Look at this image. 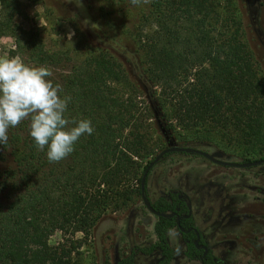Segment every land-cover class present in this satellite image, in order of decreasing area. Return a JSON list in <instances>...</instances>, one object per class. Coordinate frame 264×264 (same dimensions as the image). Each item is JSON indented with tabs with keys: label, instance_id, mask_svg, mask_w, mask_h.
Segmentation results:
<instances>
[{
	"label": "trees",
	"instance_id": "1",
	"mask_svg": "<svg viewBox=\"0 0 264 264\" xmlns=\"http://www.w3.org/2000/svg\"><path fill=\"white\" fill-rule=\"evenodd\" d=\"M2 1L13 15L19 0ZM142 21L141 30L151 25L131 53L115 44L135 76L109 52L99 51L87 53L60 80L50 77L70 98L66 117L89 119L94 129L79 138L72 153L51 162L29 134L30 119L9 128L8 142L0 145V159L11 161L0 171V264H71L70 249L49 245L52 231L87 235L106 212L121 210L133 193L141 195L142 173L154 158L148 159L153 148L145 122L151 114L169 137L175 126L205 133L217 128L227 130L222 133L229 144L240 140L250 149L263 147L264 79L232 12L223 17L218 0H153L150 16ZM12 30L9 21L0 22V35ZM18 31L16 48L27 53L29 63L50 68L61 62V54L45 48L37 29ZM144 98L148 105L142 112ZM162 109L175 123L163 122ZM144 194L152 208L168 216L157 217L154 243L134 247L115 264H137L136 254L154 251L160 259L153 264H170L174 250L168 233L174 227L187 259L227 264L194 245L195 233L188 231L194 219L184 191L170 189L151 201L145 180Z\"/></svg>",
	"mask_w": 264,
	"mask_h": 264
},
{
	"label": "rangeland",
	"instance_id": "2",
	"mask_svg": "<svg viewBox=\"0 0 264 264\" xmlns=\"http://www.w3.org/2000/svg\"><path fill=\"white\" fill-rule=\"evenodd\" d=\"M218 1L223 17L230 11L239 20L241 39L259 75L264 79V0ZM152 2L153 0H80L77 4L76 0H19L16 12L14 10L13 15H10L11 10L0 0V22L9 21L13 25L10 34L0 35V57H19L29 63L27 53L17 50L15 37L19 34V27L34 28L40 32L39 37L45 48L62 56L59 64L50 66L54 79L60 80L87 53L99 51L109 52L135 76L133 65L115 44L130 53L135 49L139 34L148 31L151 25L146 23L145 29H139L144 22L143 18L150 16ZM69 33H73L71 39ZM109 40H113L114 44ZM141 101L144 112L148 101L146 98ZM162 115L165 124L171 121L175 123L174 120L169 121L170 115L165 109H162ZM145 122L150 130L149 139L153 148L148 159L172 145L191 146L209 153L221 152L223 159L231 161H252L262 155L261 149L264 150V145L261 149H250L247 144L240 143V140L229 144L224 135L227 130L223 129L214 128L209 133L203 130L186 132L175 126V133L169 137L163 133L154 114L145 119ZM261 134L264 144V126ZM169 139L171 142L166 141ZM182 141L185 145H182ZM10 164L9 158L0 159V171ZM136 186L134 184L133 187ZM215 187L218 188L217 193H214ZM169 188L186 192L193 197L195 205L199 202L201 208L198 216L205 214L204 204L211 202L213 211L206 214L208 224L211 222L209 216L222 213L220 218L212 219L209 227L213 229V225L221 226L225 231H221V235H206V239L214 252L225 257L228 264L264 263V165L222 167L213 165L211 161L196 154L170 152L154 164L146 177V190L152 201L161 191ZM155 220L156 216L147 210L141 195L133 193L132 199L121 210L108 211L102 215L89 234L64 236L59 231H52L49 245H63L70 249L71 264H115L134 247L148 246L155 241ZM200 223L205 225L201 220ZM171 233L170 243L172 241L171 247L176 249V253L170 264H185L187 261L180 259L183 253L177 246V236L181 238V235L177 228H173ZM220 238L224 239L217 241ZM158 258V253L155 252L138 258V263L151 264Z\"/></svg>",
	"mask_w": 264,
	"mask_h": 264
},
{
	"label": "clouds",
	"instance_id": "3",
	"mask_svg": "<svg viewBox=\"0 0 264 264\" xmlns=\"http://www.w3.org/2000/svg\"><path fill=\"white\" fill-rule=\"evenodd\" d=\"M52 75L47 66L0 57V145L8 142L10 127L30 119L29 134L36 146L56 162L73 152L81 136L93 133L91 120L66 117L70 98L61 95Z\"/></svg>",
	"mask_w": 264,
	"mask_h": 264
},
{
	"label": "flooded vegetation",
	"instance_id": "4",
	"mask_svg": "<svg viewBox=\"0 0 264 264\" xmlns=\"http://www.w3.org/2000/svg\"><path fill=\"white\" fill-rule=\"evenodd\" d=\"M202 150V149H201ZM203 151H205V150H203ZM207 152V151H206ZM170 153V152H169ZM221 153V152H220ZM191 154H196V153H191ZM196 155H198V156H201V157H203V158H205V159H207V160H209V161H211L212 162V164L213 165H216V166H222V167H232V168H247V167H252V166H263L264 165V158H257V159H255V160H252V161H260V162H258V163H256L255 165H251V166H247V167H238V166H228V165H223V164H220V163H217L216 161H213V160H210V159H208V158H206V157H204V156H202V155H199V154H196ZM161 158H164V157H161ZM160 158V159H161ZM216 159H221V160H225V159H223V154L221 153V156L220 157H216ZM159 161V160H158ZM157 161V162H158ZM225 161H231V160H225ZM156 162V163H157ZM233 162H250V161H244V160H241V161H233ZM155 163V164H156ZM154 166V165H153ZM152 166V167H153ZM151 167V168H152ZM150 168V169H151ZM150 171V170H149ZM149 173V172H148ZM148 175V174H147ZM170 189H174V188H169V189H167V190H164V191H161L160 192V194H159V196L162 194V193H164L165 191H168V190H170ZM176 189H178V188H176ZM218 190V188H214V193H217L216 191ZM222 190V189H221ZM186 193V192H185ZM187 194V193H186ZM188 195V194H187ZM158 196V197H159ZM149 197V196H148ZM157 197V198H158ZM188 197H189V199H190V206H191V213H192V216H193V219H194V224H193V226L192 227H190V228H188V231H193L194 233H195V238H194V245H195V241H198V245L196 246V247H198V248H201V249H203L205 252H207V250H210L211 252H212V254L213 255H215L216 257H219V258H221V259H224L226 262H227V260H226V258H224V257H222V256H220V255H218L217 253H215L214 252V250L210 247V244H209V241L206 239V235H216V233L215 232H217V230H214V229H212V228H210L209 226L212 224V217L211 216H209V217H211V218H209V220L211 221L209 224H208V221H207V218L204 220L203 218H202V216H198V214H197V220L195 219V217H194V215H193V212H192V203L194 202L193 200V197H191V196H189L188 195ZM156 198V199H157ZM155 199V200H156ZM152 201V200H151ZM154 201V200H153ZM148 210V209H147ZM149 211V210H148ZM150 212V211H149ZM153 214V213H152ZM155 215V214H154ZM156 216V215H155ZM157 217L158 216H156V219H157ZM216 219V218H215ZM214 219V220H215ZM200 220L202 221V223L203 224H205V225H201V223H200ZM156 221V220H155ZM178 222V221H177ZM177 222H176V224H177ZM155 223V222H154ZM207 223V224H206ZM179 224V223H178ZM178 224H177V226H178ZM154 226V225H153ZM174 228H177V227H174ZM230 229H232L231 227H230ZM177 230H178V232L180 233V231H179V229L177 228ZM205 231H209V233L208 234H205ZM155 235V234H154ZM180 235H181V233H180ZM181 239H182V236H181ZM224 238H220V239H218L217 241H220V240H223ZM182 241H183V239H182ZM203 241V242H202ZM155 242V241H154ZM153 242V243H154ZM184 242V241H183ZM151 245V244H150ZM202 245H205L206 246V248H203L202 247ZM149 246V245H148ZM184 247H185V243H184ZM185 251V250H184ZM155 252H157V251H154L153 253H155ZM153 253H151L150 255H152ZM158 253V252H157ZM159 254V253H158ZM144 255V254H143ZM150 255H148V256H150ZM160 256V255H159ZM186 257V256H185ZM189 260V259H188ZM158 261V260H157ZM193 261H196V262H198L199 264H201V262L199 261V260H197V259H193ZM227 264H228V262H227ZM264 264V263H263Z\"/></svg>",
	"mask_w": 264,
	"mask_h": 264
},
{
	"label": "water",
	"instance_id": "5",
	"mask_svg": "<svg viewBox=\"0 0 264 264\" xmlns=\"http://www.w3.org/2000/svg\"><path fill=\"white\" fill-rule=\"evenodd\" d=\"M169 152H189V153H196L199 155H202L210 160L216 161L217 163L223 164V165H228V166H238V167H247V166H251V165H255L256 163L260 162V161H250V162H233V161H225V160H221V159H216V157H220L221 153L220 152H213V153H209L206 151H203L201 149L195 148V147H191V146H178V145H172V146H168L166 148H163L160 152H158L154 158L152 160H150L147 164V166L145 167L142 176H141V180H140V187H141V199L143 204L145 205V207L153 214H155L156 216H168V214H164V213H160L158 211H156L154 208H152L146 198V195L144 194V183L147 177V174L150 170V168L158 161L160 160V158ZM178 224V222H177ZM195 245H198V241H195ZM203 248H206L205 245H202Z\"/></svg>",
	"mask_w": 264,
	"mask_h": 264
},
{
	"label": "crops",
	"instance_id": "6",
	"mask_svg": "<svg viewBox=\"0 0 264 264\" xmlns=\"http://www.w3.org/2000/svg\"><path fill=\"white\" fill-rule=\"evenodd\" d=\"M201 203V202H200ZM200 208H201V206L199 205V202L195 205V203L193 202L192 203V212H193V215H194V217H195V219L197 220V213H199V210H200ZM204 208H205V214H203L202 215V218L205 220L208 216L206 215V214H209V213H207V212H211V211H213V205H212V203L211 202H207V203H205L204 204ZM214 211L216 212V208H214ZM212 215V214H211ZM200 216V215H199ZM222 216V213L221 212H217V213H214L211 217H212V219H215V218H220ZM213 229L214 230H217V232H215L216 234H219V235H221L224 231H225V229H224V227H221V226H215V225H213ZM224 229V230H223ZM221 231H223V232H221ZM209 233V231H205V234H208ZM171 235V236H170ZM171 237H172V233H171V231L168 233V241H169V243H170V239H171ZM178 237V248L180 249V251L183 253V255H180V259H182L183 261H187V262H185V264H193V263H197L196 261H193V260H187L186 259V257H185V255H184V250H185V247H184V242L182 241V239L180 238V236H177ZM170 245L172 246V241H171V243H170ZM173 248V247H172ZM173 250H174V255H175V253H176V249H174L173 248ZM157 253V252H156ZM143 256H148V255H143V254H141V253H138V254H136V263L137 264H139L138 263V258H140V257H143ZM158 256H159V254H158ZM225 258V257H224ZM160 259V256H159V258H158V260ZM157 260H154V262H152L151 264H153V263H155Z\"/></svg>",
	"mask_w": 264,
	"mask_h": 264
}]
</instances>
